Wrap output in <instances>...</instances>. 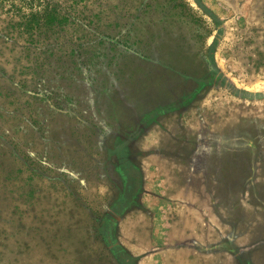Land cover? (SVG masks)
Wrapping results in <instances>:
<instances>
[{
    "label": "rangeland",
    "instance_id": "374dc122",
    "mask_svg": "<svg viewBox=\"0 0 264 264\" xmlns=\"http://www.w3.org/2000/svg\"><path fill=\"white\" fill-rule=\"evenodd\" d=\"M0 264H264V0H0Z\"/></svg>",
    "mask_w": 264,
    "mask_h": 264
}]
</instances>
